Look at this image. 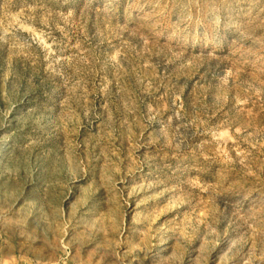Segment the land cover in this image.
I'll use <instances>...</instances> for the list:
<instances>
[{
    "label": "rangeland",
    "instance_id": "374dc122",
    "mask_svg": "<svg viewBox=\"0 0 264 264\" xmlns=\"http://www.w3.org/2000/svg\"><path fill=\"white\" fill-rule=\"evenodd\" d=\"M0 264H264V0H0Z\"/></svg>",
    "mask_w": 264,
    "mask_h": 264
}]
</instances>
